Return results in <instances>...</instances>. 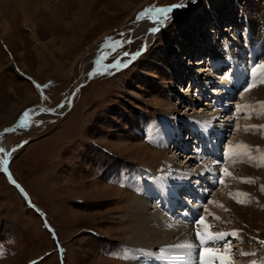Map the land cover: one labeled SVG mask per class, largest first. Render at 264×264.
I'll return each instance as SVG.
<instances>
[{
  "label": "rangeland",
  "instance_id": "rangeland-1",
  "mask_svg": "<svg viewBox=\"0 0 264 264\" xmlns=\"http://www.w3.org/2000/svg\"><path fill=\"white\" fill-rule=\"evenodd\" d=\"M30 1L34 6L32 21L25 19L18 8L4 14L0 6V131L4 130L0 133V148L8 150L0 152V264H131V257L127 259L136 248L144 250L141 262L134 260L136 264H154L151 257L160 258V264H192L188 248L181 247L185 242L178 238L180 235L162 241L169 248L161 257L151 248L155 244L133 246L119 228L125 224L124 219L132 226L142 225L128 206L130 198L139 194L114 184L108 176L120 165L138 163L153 168L142 169L143 177L153 174L175 187L177 183L171 185L168 181L176 175L173 170L184 173L170 160L177 155L183 163V155L171 149L172 145L166 147V154L164 147L142 140L136 131L142 118L166 112L169 116L165 123L185 126L187 122L196 132L210 119L217 123L213 128L223 131L229 117V130L236 127L232 105L219 107L224 101L222 96L208 101L209 86L208 92L203 88H199L203 93L195 91L194 98L191 78L199 85L208 81L202 78L210 77L208 71L220 69L218 74L223 75L228 68L225 77L229 78L236 69L231 61L243 64V49L248 48L253 55L256 44H262V49L254 55L255 66L264 64V0ZM175 4L185 6L173 8L167 19L152 10ZM145 9L149 11L138 19ZM259 27L262 29L257 38ZM152 28L159 31L151 32ZM233 32H238V37L234 38ZM111 42L120 45L111 47ZM105 49H109L106 55ZM136 53L140 54L133 58ZM217 59H224L221 62L226 67H219ZM257 69L264 73V68ZM245 73L249 79L250 74L247 70ZM244 83L250 85L242 79L240 84ZM36 84L48 87L39 89ZM256 89L260 95L252 102L264 104V82ZM250 90L243 85L239 89L246 102L250 101ZM228 97L233 98L231 103L240 101L233 93ZM202 99L206 100V110L196 101ZM188 100L197 102L198 108ZM61 104L63 107H57ZM29 109L27 126L11 128ZM217 110L224 111L218 112L221 118H209ZM175 115H181L180 121L173 119ZM235 120L238 122L237 116ZM251 121L264 123V116ZM174 134L181 138L179 133ZM242 135H248L251 144H264L263 131L243 132L240 138ZM226 139L238 143L237 138ZM229 151L226 160L232 158ZM257 155L264 163L260 149ZM241 163L227 167V172L231 169L249 175L251 182H238V178L228 176L226 179L235 183L226 185L221 178L212 191L213 202L201 204L212 213L207 217L211 234L224 233L227 227L242 231L215 245L231 244L237 262L231 251L208 253L207 258L218 255L221 264L228 260L237 264L256 260L260 264V257L264 261V166ZM191 166L186 167L190 173ZM172 167L175 169L171 172ZM229 189L235 191L233 197L227 195ZM145 196L147 199L149 195ZM241 200L245 203L238 202ZM160 207L163 213L165 207ZM168 221L184 225L175 219ZM240 243L243 248H239ZM123 247L130 250L125 259L120 255ZM190 250L199 253L195 248ZM242 251L248 255H242Z\"/></svg>",
  "mask_w": 264,
  "mask_h": 264
},
{
  "label": "bare ground",
  "instance_id": "bare-ground-1",
  "mask_svg": "<svg viewBox=\"0 0 264 264\" xmlns=\"http://www.w3.org/2000/svg\"><path fill=\"white\" fill-rule=\"evenodd\" d=\"M32 5L33 4L31 3L30 0H0V6L2 7V10H3L4 14L5 13H8V11L16 12V8H18V9L21 10L24 18L27 19V20H30V21H32L31 13L33 12L32 11V8L34 7ZM258 22L261 23L260 21H258ZM28 25H30V24H28ZM1 27H3V26H1ZM30 27H33V26H30ZM261 29L259 27L258 32H257V36H256L257 38H259L258 36L260 34ZM247 30H249V29H247ZM250 37H251V34H250ZM261 47H262V44H256L254 46L255 49H254L253 55H255L257 49H260ZM243 51H244V53H243V64L242 65L245 64L244 59L247 60L248 57H249V54H250L248 48H246V47L243 49ZM230 53L232 54V50L230 51ZM235 55L237 57V54H235ZM221 61H224V59H222V60H218L217 59V62H218L217 65L219 67L224 66V64ZM200 62L203 63L205 61H202L201 60ZM219 62H220V64H219ZM231 63L236 68L232 72L234 73V71H236L237 72L236 75L239 76V69L240 68L237 65L236 61L233 59L231 61ZM224 67H226V66H224ZM212 70H214V69H212ZM208 73L210 74L211 72L208 71ZM223 75L222 74L221 75L218 74L216 76L219 77L222 82H225L226 79H224V78H226V77L224 75V78H223L222 77ZM201 77L202 76H200V75L198 76L199 79ZM240 77L241 76H239V78ZM202 78L203 79H209L210 77H208V78L202 77ZM241 81H242V78L240 79V81H236L230 87H228V90L231 91L234 88H236L237 87V84H240ZM202 83H204V82H199V85H197L196 92L198 91L199 88H203L205 90V87H202ZM217 89L216 88H213L212 91H218ZM257 90L258 89H256V85L251 86V90H250L249 95H248V100H250L249 102H251L256 95L257 96L260 95V93ZM199 93H203V91L199 89ZM202 96H203V94H202ZM214 97H216V100H217L218 98L221 97V95H217V96H214ZM194 98H195V94H194ZM210 99H211V97L208 98V101H211L212 100V99L211 100ZM231 99H233V98H231ZM234 99H235V97H234ZM196 101L198 103H200V102L202 103L201 107H203L204 110L208 109V106L206 107V103H205L206 100L203 101V99H202V100H196ZM187 102L190 103L191 105H194L193 107L198 108V106L197 107L195 106V105H197V102L195 104L191 100H188ZM229 102H227L226 105H228ZM222 106H224V105L221 103V105L219 107H222ZM174 108L175 109H178L177 107H174ZM218 112L224 113L223 110H217V113L211 115V117H209V118H212L214 116L216 117V115H217L216 118H218V116H220V118H221L222 115H220ZM225 114H226V116H230L231 115L230 113H225ZM183 117H185V115H183ZM227 118H229V117H227ZM247 121H249V120H247ZM191 123L194 124L195 122H191ZM154 125H157V123L154 122L152 124L151 131L155 135H158L161 138V140L163 141V143H168V142L170 143L172 141V138H170V136H169V140H168V142H166V139L168 138V135H171L173 138L178 139V143H179L180 142V138H177L175 136L174 132L179 133L180 136H181V138H183V137H185L187 135L188 132L194 133L193 132V128H195L192 125H191V127H189L190 125L188 126L187 125V122H186V125L185 126L178 125V123H177V127L176 128H173L171 131L169 129H167V131H168L167 132V131L164 130L163 127L157 128V131H155L156 126L153 127ZM200 127H201V130H204L205 131L203 135L201 134L199 136L200 142L202 143V146H203V148H202V154H204V152L208 153L210 151L217 152L216 148L223 147V145H219V141L218 140H215V138H214V137H222L223 136V131H220L219 129H215V128H213V126H211L212 128H210L207 125H203V124ZM181 129H183L184 131H181ZM206 133H207V136L209 135V137H206ZM226 137H225V139H226ZM241 139L243 141L248 142V143H251V142L253 143L252 139H250L248 135H242L241 136ZM191 142H192V140H191ZM246 145H248V144L246 143ZM187 147L189 148L190 146H187ZM164 148H165V153L167 154L168 153V150H167L166 147H164ZM179 148H180L179 147V144H177V141H176V144L173 146L172 149L178 150V153H180V156L183 155V152H187L185 149L182 148V149L179 150ZM5 151H8V150L5 148ZM162 153H164V151ZM202 154L200 155L198 152L194 151L192 153V155H190V158H192L191 159L192 160L191 161L192 162V166H196L195 173H190V170L188 172V169L186 168L187 166L184 165L183 163L178 162L179 161L178 160L179 158H178L177 155H174L176 157H174V156L171 157L170 160H172V162L174 161L173 164H175L176 168H180L181 169V172L182 171L184 172V173L181 174V173H177L178 172L177 169L173 170L174 171L173 174H176V175H174L172 177V180L169 179L168 181H169V183L171 185L177 183L175 185V187H171L168 184V182H167L166 179H165V182L164 181H161L159 178H162V177L155 176L154 180H151V179H148V178L143 177V179H142V185L141 184H138V186H137V192H138L139 195L138 196L131 197L130 198L131 202L128 201L129 202L128 206L130 208H133L132 215L133 216H137L138 218H140V219H138V222L140 224H142V225H139V226L133 225L132 226V224H130L128 222V219H124V223L125 224L123 226L121 225V227L119 228L120 231H122V232L125 233V236L130 240V242L133 243V246H135V244L136 245L138 244V247H143L144 248V246H150L152 244H155L156 247L155 246L154 247L155 248H159L160 254H159V252H158V254L161 257V256H163L161 254H163L164 252H166L167 251L166 249L169 248L168 246L162 245V241L166 240L167 238H170L171 237L170 235H173V236L180 235L178 238H180V240L184 241L185 243L187 241V238H188V240H191L192 239L191 238V237H193V235H191V234H193V233H191L192 226H189V225L184 224L183 221H181V220L177 221V222H179L181 224H184L181 227L178 226V225H172L173 223L171 221H168V220H172L173 221V219H174L170 215V212H171L170 209L172 208L170 206L172 204V202H170V201L171 200H174L176 202L178 198L184 197V199H186L187 201L190 202L191 206H188L189 208H187L186 210H184V208H183L184 206H182V208H180V213H181V215H184V217H185V213H188V211H190V210L193 211L194 209H196L198 207V206H196L197 204H193V201L196 198L199 199V197H196V195H198V193L200 191L206 194V191L204 189V185H203V183H201V185L200 186H197V188H196V186L192 182L190 184V186H188L187 180H190V176H191V178L193 179V181L195 183L199 181V180L195 179V177H201V178L203 177L204 180L207 179L208 174L206 172H209L208 170H206V168L208 166V164H207L208 162H207V158H206L207 156H204V155L202 156ZM183 166H185V167H183ZM239 167L242 168V169H244V165H239ZM170 171H172V170L170 169ZM191 172H192V170H191ZM165 173H166V171H165ZM162 174H164V173H162ZM177 177H179V179H177ZM218 180H219V178H216L215 179V181H214V188L217 186L216 183H218ZM138 189L140 191H138ZM148 189H150L151 192ZM145 195H147V196L149 195L147 197V199H145L146 198ZM217 195H215V196H217ZM206 197H207V195H206ZM157 201H159V202H157ZM166 201H169V202H166ZM232 202L233 201H231V203ZM157 203L159 204V207H157ZM164 204H167L168 207H165L166 210H164V208H163V213H162V211L160 210V208H161L160 205L161 206H164ZM198 204L200 205V203H198ZM233 204L235 206V203H233ZM238 205H240V204L238 203ZM176 206H178V205H176ZM185 206L187 207V205H185ZM175 210H177V209H175ZM238 212L240 213V210L236 211V214H239ZM197 229L200 232H202V233L203 232L204 233H207V234H211L212 233L210 231V227L208 226V224L206 223V221H202V222L198 223ZM142 244L144 246H141ZM177 245L179 246L181 244L177 243ZM164 247H166V248H164ZM178 250H179V248H178ZM143 252H144L143 249L136 248L135 254H132L131 253L127 260H129L130 257H131V261H130L131 264H136V262H134L135 259L137 261H140L141 262L140 257H141V254ZM168 252H172V250H170V251L168 250ZM192 252L190 253V259H191V256H192ZM148 254H145L143 256L147 258V255ZM193 254H194V256H195L196 259H199V257H198L199 253H197V255H196V252H193ZM151 258L153 259L152 262L154 264H160V258L159 259L154 258V257H151ZM176 261H177V259H176ZM180 262H183V261H180Z\"/></svg>",
  "mask_w": 264,
  "mask_h": 264
},
{
  "label": "snow or ice",
  "instance_id": "snow-or-ice-1",
  "mask_svg": "<svg viewBox=\"0 0 264 264\" xmlns=\"http://www.w3.org/2000/svg\"><path fill=\"white\" fill-rule=\"evenodd\" d=\"M185 5L184 4H175V5H171V6H168V7H162V8H154L152 9L153 11H155L156 13H159L161 14V16L163 17V19H167L168 16L167 14L170 13L172 11L173 8H181V7H184ZM149 10L148 9H145V12L144 13H141L138 15V19L141 18L144 14H146ZM161 16H157V19L158 20H161L162 22V19H161ZM151 32H157L159 31V28H152L150 29ZM139 53H136L134 55H138ZM125 55H128L127 53H125ZM257 68H264V64L262 65H257L256 68H253V72L256 71ZM91 75V73H90ZM29 79H31L29 77ZM261 82H264V81H261ZM252 85H249V87H251ZM36 87L39 88V89H42V88H45V87H48V85H39V84H36ZM247 91V89H245ZM46 99V97H44ZM57 107H63V105H58ZM54 111V109H41V111ZM32 110L29 109V110H26L23 114H22V117L19 121L20 125L22 127L24 126H27L26 125V120L28 119L29 117V114ZM14 129H5V131H13ZM27 143V142H25ZM237 147H240V148H245L246 146L245 145H238ZM5 149L3 148H0V152H4ZM14 151V150H13ZM10 154V153H9ZM13 183H15V181H12ZM248 182H251L250 180ZM262 190H264V186H262ZM246 195V194H244ZM239 203H245V201L241 200V201H238ZM203 217H200L198 220H197V223H200L203 221ZM197 238L200 240V243L203 245L205 243H207L208 241H218V240H224L226 236L228 235H232V236H238V233L236 231L232 232V233H218V234H208V235H204V234H201L199 231H197ZM262 244H264V241H261ZM181 247H186L188 249H194L196 246L193 245V244H187V245H181ZM225 250L226 251H230V247L228 246V243L225 242ZM3 253L0 252V255H2ZM242 255H248V253H244L242 252L241 253ZM33 264H35V262H33ZM200 264H208V261L205 260L203 254H201L200 256ZM248 264H257V261L256 260H252V261H249ZM261 264H264V261L261 262Z\"/></svg>",
  "mask_w": 264,
  "mask_h": 264
},
{
  "label": "water",
  "instance_id": "water-1",
  "mask_svg": "<svg viewBox=\"0 0 264 264\" xmlns=\"http://www.w3.org/2000/svg\"><path fill=\"white\" fill-rule=\"evenodd\" d=\"M17 124H18V123L11 125V128H14V127H16V126H17ZM2 131H4V130L2 129V130L0 131V133H1Z\"/></svg>",
  "mask_w": 264,
  "mask_h": 264
}]
</instances>
